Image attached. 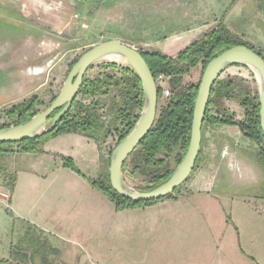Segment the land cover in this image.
Wrapping results in <instances>:
<instances>
[{
  "label": "rangeland",
  "instance_id": "obj_1",
  "mask_svg": "<svg viewBox=\"0 0 264 264\" xmlns=\"http://www.w3.org/2000/svg\"><path fill=\"white\" fill-rule=\"evenodd\" d=\"M204 5L212 12L210 17L197 16L199 22H189L192 16L200 15ZM219 27L264 54V0H0V86H17L27 92L25 101L37 95L42 103L38 111L42 112L59 95L72 64L98 44L118 39L139 51L167 52L171 44L178 42L185 43L180 48L184 50L190 41ZM125 68H130L125 61L104 59L95 63L86 77H122ZM202 70V65L192 70L185 82L198 84ZM57 73L62 74V79L56 91L47 86L37 90L36 95L32 93L47 78L55 82L53 76ZM228 78L260 96V80L254 70L231 67L220 79ZM157 85L169 87V81H159ZM115 99L119 97L112 87L108 95L93 100L80 96L77 101L98 103V113L108 123L113 118L110 109ZM23 102L0 105V127L18 123L8 111ZM164 103L163 99L160 104ZM224 109L234 117L235 125L205 123L195 170L172 198L178 201L187 196L189 185L197 179L208 185L211 191L206 195L213 198L218 194L216 185L223 186L227 192L221 197L217 220L224 227H213L202 234L185 232L168 242L160 231L134 232L133 249L138 256L151 260L156 256L162 264H264V169L258 163L261 146L241 132L238 124L244 121L245 112L239 102L225 101ZM211 111L216 115L215 108ZM112 129L121 133L124 127L118 124ZM7 149L11 153L0 157V188H6L8 193L13 154L20 148L13 145ZM125 180L134 190L143 188L142 177L125 176ZM154 205L151 207H160ZM157 211L156 217L162 213ZM50 233L36 227L1 224L0 264H36L31 258L36 250L45 261L54 262L43 264H62L60 257L53 256L58 247L52 244L64 250L72 244ZM31 243L34 250L28 251Z\"/></svg>",
  "mask_w": 264,
  "mask_h": 264
},
{
  "label": "crops",
  "instance_id": "obj_2",
  "mask_svg": "<svg viewBox=\"0 0 264 264\" xmlns=\"http://www.w3.org/2000/svg\"><path fill=\"white\" fill-rule=\"evenodd\" d=\"M211 14L204 5L200 15L193 19L192 16L189 22H199L198 17L206 18ZM183 45L185 43L175 42L163 52L176 56L183 51L180 50ZM53 78L55 82L50 83L47 78L32 93L36 95L37 90L47 86L56 91L62 74L57 73ZM26 94L17 86L13 89L0 86V105L25 101ZM112 130L106 138H93L82 133L60 135L44 141L40 145L43 151L40 154L15 152L11 166L13 189L8 187L7 193L6 188H0V225L36 227L70 241L72 246L66 250L52 244L54 248L58 247L53 256L60 257L62 264H162L161 258L156 256L151 260L136 254L134 232L155 234L160 231L168 242L184 236L185 232L202 234L213 227H224L218 225L217 219L221 213V197L227 191L216 185L217 197L207 196L211 190L198 179L189 185L187 196L181 200H164L156 203L158 208L146 206L118 211L115 204L92 184L110 172L114 139L120 134ZM64 158L71 159L80 174L65 167ZM157 210L162 213L156 217L154 212ZM74 245L84 250L78 251Z\"/></svg>",
  "mask_w": 264,
  "mask_h": 264
},
{
  "label": "trees",
  "instance_id": "obj_3",
  "mask_svg": "<svg viewBox=\"0 0 264 264\" xmlns=\"http://www.w3.org/2000/svg\"><path fill=\"white\" fill-rule=\"evenodd\" d=\"M237 46H245L252 49L264 58L262 52L256 51L252 45L243 39L233 37L221 27L203 35L201 39L194 41L176 56H169L161 50L154 49L140 51L148 63L156 82L158 83L160 76L168 79L171 97L161 105L163 91L161 87H158V115L156 122L149 135L143 139L139 147L123 166L124 177L127 176L134 179L139 176L143 178V188L139 191H152L163 185L183 162L190 146L194 108L204 71L212 60ZM78 60L72 64L69 73ZM200 65L203 67L200 82L198 84L186 83V77ZM122 73V77L111 75H101L93 79L86 77L69 112L57 123L52 132L43 137L18 144H0V157H7L11 153L7 147L13 145L19 146V152L43 153L40 145L44 141L69 133H82L93 138H106L113 131L112 127L118 123L121 127H124V130L120 133V144L135 128L145 104L143 86L139 76L130 68L123 69ZM111 87L116 89L119 99H115L112 102L110 113L113 114V118L108 123H104L98 113V103L87 105L85 102L77 101L80 96L93 100L100 96L108 95ZM55 99L56 97H54L52 102ZM225 101L239 102L243 108L245 112L244 121L239 123L238 126L248 139L261 146L258 163L264 169V134L260 121L259 95L257 93L254 94L250 88L243 87L236 79H219L211 93L204 126L207 122L219 126L235 125L234 117L224 109ZM41 104L39 97L33 96L29 100L14 106L8 111V114L18 119V123L15 126L23 125L40 113L38 107ZM212 108L216 109V115L212 114ZM59 112L60 110L55 112L51 119ZM10 127L3 126L0 127V130ZM63 162L65 167L80 174L71 159L64 158ZM92 184L115 204L118 211L151 206L164 200L172 199L174 195L172 194L158 201L136 203L121 197L113 190L109 174L104 179L94 181ZM13 186L14 180L12 179L9 185L11 190ZM29 246L28 251L34 250L33 243ZM31 258L34 263L36 261H40L41 264L49 263L45 261L44 257L39 255L38 250L32 253Z\"/></svg>",
  "mask_w": 264,
  "mask_h": 264
},
{
  "label": "water",
  "instance_id": "obj_4",
  "mask_svg": "<svg viewBox=\"0 0 264 264\" xmlns=\"http://www.w3.org/2000/svg\"><path fill=\"white\" fill-rule=\"evenodd\" d=\"M104 59L125 61L139 76L145 104L138 123L133 131L113 151L110 163V183L121 197L136 203L165 199L183 186L195 170L202 148L203 127L212 90L223 73L235 66L254 70L260 80V121L264 134V58L245 46L234 47L212 60L206 67L197 95L190 146L183 162L172 177L152 191H137L126 182L123 166L143 139L151 132L158 115V85L142 53L118 39L98 44L83 54L70 71L55 101L29 122L0 130V144H18L37 139L52 132L57 123L69 112L75 102L90 68ZM60 112L51 119L52 115Z\"/></svg>",
  "mask_w": 264,
  "mask_h": 264
},
{
  "label": "built area",
  "instance_id": "obj_5",
  "mask_svg": "<svg viewBox=\"0 0 264 264\" xmlns=\"http://www.w3.org/2000/svg\"><path fill=\"white\" fill-rule=\"evenodd\" d=\"M164 80H166V77H164V76H160L159 77V80H158V82L159 81H164ZM162 91H163V99L165 100V101H167V100H169L170 99V97H171V89L169 88V87H162ZM119 141H120V134L117 136V139H114V150L117 148V146L119 145ZM113 150V151H114ZM113 153V152H112Z\"/></svg>",
  "mask_w": 264,
  "mask_h": 264
},
{
  "label": "bare ground",
  "instance_id": "obj_6",
  "mask_svg": "<svg viewBox=\"0 0 264 264\" xmlns=\"http://www.w3.org/2000/svg\"><path fill=\"white\" fill-rule=\"evenodd\" d=\"M113 60H115V61H119V59H113Z\"/></svg>",
  "mask_w": 264,
  "mask_h": 264
}]
</instances>
